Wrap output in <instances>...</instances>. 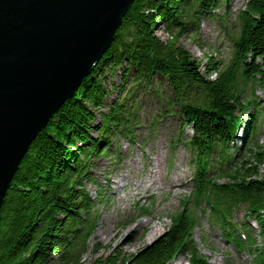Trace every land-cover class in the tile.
<instances>
[{"label": "trees", "instance_id": "1", "mask_svg": "<svg viewBox=\"0 0 264 264\" xmlns=\"http://www.w3.org/2000/svg\"><path fill=\"white\" fill-rule=\"evenodd\" d=\"M220 1H134L112 46L37 136L15 173L0 210V264H48L55 254L63 264H82L99 222L93 216L96 199L86 187V182H94L92 160L109 154L103 143L115 130L128 139L132 135L133 97L122 93L130 77L149 83L157 74L172 87L183 127L189 125L194 131L187 142L195 154L191 204L205 202L225 239L237 249L253 252V264H264V247L252 238L250 224L241 225L246 240L233 224L234 208L244 204L264 238V173L259 172L264 145L253 142L257 122L247 121L248 141L236 154L230 151L241 123L238 114L264 104V0H249L240 11L227 66L220 67L209 57L203 73L202 64L181 43L182 38L198 34L204 17L217 15ZM161 24L167 39L157 35ZM119 71L122 84L104 110L110 95L107 76ZM249 84L253 93L258 89L263 97L246 96ZM215 151L219 154L213 157ZM217 165L221 168L213 176ZM219 178L228 181L220 183ZM188 202L182 200L181 208L170 216L169 228L129 261L105 258L91 264H170L185 252L191 253V264H213L193 246L199 219Z\"/></svg>", "mask_w": 264, "mask_h": 264}, {"label": "rangeland", "instance_id": "2", "mask_svg": "<svg viewBox=\"0 0 264 264\" xmlns=\"http://www.w3.org/2000/svg\"><path fill=\"white\" fill-rule=\"evenodd\" d=\"M249 0H221L216 9L217 15L204 17L200 24L198 34H190L181 39V43L188 48L193 57L202 64V72L209 57H213L216 63L227 66L231 61L234 50V39L239 30L238 15L246 8ZM163 24L157 30L162 39H167L163 31ZM215 76V74H213ZM106 86L110 95L106 100L104 110H107L115 97L118 88L122 84V71L110 75ZM247 85L245 95H252L262 98L260 90L254 93ZM123 95L133 97L134 114L132 121V135L128 139L117 129L110 134L108 143H103L105 150L109 153L92 160L91 177L93 183L86 182V187L95 201V213L99 222L95 232L88 239L87 249L81 257L82 264H91L95 259L105 258L118 259L119 262L129 261L132 256L146 247V245L160 237L171 225L170 216L181 208V201L193 198L194 184L192 177L194 166L192 159L195 158L194 151L187 142L193 134L191 126L183 127L180 115L172 101L173 90L168 80L157 74L147 82L132 81L130 77L127 86L122 90ZM255 115L250 118L249 115ZM240 129L237 138L230 146V151L237 152L238 147L244 146L246 139V123L257 122L256 139L264 145V104L259 109L250 107L242 114ZM100 121L99 114L96 122ZM92 134L98 135L96 129ZM253 134L251 135V139ZM161 152L162 177L159 183L163 186L156 189H135L131 183L140 182L148 177L151 172L148 164V157H157ZM219 153L215 151L213 157ZM137 159L136 168L131 166V160ZM158 161V160H157ZM259 172L264 173V164L260 166ZM123 174L124 181L119 184L108 183V179L117 180ZM176 178V179H175ZM175 179V180H174ZM180 186L177 191L169 189L172 182ZM220 183L228 181L226 178H219ZM103 200H99L97 197ZM139 196H142L141 198ZM192 206L198 216L199 224L194 231L193 246L207 257L213 264H253L255 254L248 248L237 249L232 241L223 236L222 230L210 215V208L206 210L205 202L199 206ZM234 221L242 224L249 223L248 230L257 244L264 247V238L253 217L249 215L247 206L238 205L233 210ZM149 221L141 228L137 227L134 246H118L121 230L127 226L135 227L139 222ZM159 226V232L154 238L150 237V230L154 225ZM99 228H108L110 239H106L98 232ZM147 236L149 238L147 239ZM190 252H185L173 259L170 264H177L184 261V264H191L189 261ZM48 264H63L59 254L53 255Z\"/></svg>", "mask_w": 264, "mask_h": 264}, {"label": "water", "instance_id": "3", "mask_svg": "<svg viewBox=\"0 0 264 264\" xmlns=\"http://www.w3.org/2000/svg\"><path fill=\"white\" fill-rule=\"evenodd\" d=\"M135 0H0V210L37 136L112 46Z\"/></svg>", "mask_w": 264, "mask_h": 264}, {"label": "bare ground", "instance_id": "4", "mask_svg": "<svg viewBox=\"0 0 264 264\" xmlns=\"http://www.w3.org/2000/svg\"><path fill=\"white\" fill-rule=\"evenodd\" d=\"M158 36H160V35H158ZM161 155L162 154L160 152L157 154L158 158L151 157V156L148 157V164H149V167H150L149 169L151 170V172L148 174V177H146L144 180H142L140 182H133V180H132V183H131L132 187H134L135 189H142V188H147V189H156L157 188L158 189V188L163 186V183H159V181L161 180L160 178L162 177L161 163H160ZM137 163H138L137 159L134 158L131 160V166L133 168H136ZM123 181H124V178H123V174H122L120 176V178H118L117 180L108 179L107 182L108 183L110 182L111 184H119ZM178 186H180V185L177 184V182L173 181L171 183L169 189L172 191H177ZM139 197L141 198L142 196H139ZM148 222L149 221H142V222H139L135 227H132L129 225L125 229H122L121 230V236H120L119 241H118V246H121L122 248L126 247L128 245L134 246L135 239H136L137 227L141 228L143 225L147 224ZM159 230H160L159 226H157L155 224L153 229L150 230V232H149L151 239L155 237V235L159 232ZM98 232H100V234L103 236L106 234L107 240L111 238V235L108 233V228H104V229L99 228ZM148 238H149V236H147V239ZM177 264H184V261L182 260V258L180 261H178Z\"/></svg>", "mask_w": 264, "mask_h": 264}]
</instances>
